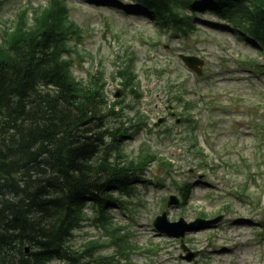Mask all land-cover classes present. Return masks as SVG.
<instances>
[{
    "label": "rangeland",
    "instance_id": "rangeland-1",
    "mask_svg": "<svg viewBox=\"0 0 264 264\" xmlns=\"http://www.w3.org/2000/svg\"><path fill=\"white\" fill-rule=\"evenodd\" d=\"M116 1L108 5L104 0H65L68 21L78 33L72 36L67 56L70 72L83 84L96 75L94 80L106 81L109 103L116 99L145 113V128L125 138L122 148L128 158L137 159L145 151L156 157L132 197L124 201V209L109 207L112 218L101 228L86 220L74 231L72 251L93 254L91 260L82 259L86 264H264V188L253 182L243 184L247 167L255 170L254 155L262 161L264 176L260 152L262 148L264 157V131L253 126L258 109L264 108V70L255 73L244 68L245 63L255 68H260L258 62L264 65L261 48L256 41H245L240 29L209 12L201 0L196 2L202 5L200 11L189 15L192 28L184 33L175 30L173 35L157 31L148 16L126 10L130 0ZM246 2L235 3L240 17ZM49 3L0 0V44L4 45L18 19L17 26L24 21L26 27H37L46 9H33H44ZM22 13L27 14L22 17ZM180 54L200 57L202 75L189 70ZM121 66L130 69L131 90L120 84L117 68ZM131 93H138L140 101L134 96L135 104L130 102ZM254 141H259V147ZM179 187L186 201L168 205L170 195H180ZM256 202L259 207L254 209ZM162 212L168 221L181 218L186 223L222 218L185 234L187 249L198 251L188 261L180 239L153 228V220ZM119 224L122 230L116 229ZM92 239L99 244L87 248ZM118 240L126 244V251L116 245Z\"/></svg>",
    "mask_w": 264,
    "mask_h": 264
},
{
    "label": "trees",
    "instance_id": "trees-1",
    "mask_svg": "<svg viewBox=\"0 0 264 264\" xmlns=\"http://www.w3.org/2000/svg\"><path fill=\"white\" fill-rule=\"evenodd\" d=\"M133 1L155 9L164 24L191 26L188 0ZM242 1L219 6L230 11ZM251 1L253 31L264 37V0ZM73 34L65 2L52 0L37 27L23 21L0 45V264L82 259L70 238L86 205L102 214L124 209L122 198L152 158L137 161L122 148L144 115L123 105L116 111L117 102L108 107L100 79L83 84L71 75L65 56Z\"/></svg>",
    "mask_w": 264,
    "mask_h": 264
},
{
    "label": "water",
    "instance_id": "water-1",
    "mask_svg": "<svg viewBox=\"0 0 264 264\" xmlns=\"http://www.w3.org/2000/svg\"><path fill=\"white\" fill-rule=\"evenodd\" d=\"M180 58L196 74L199 75L201 73V65H202V61L201 60H199L198 58L193 57V56H183V55H180ZM160 222H165V216L164 215H162V217H159L155 221L156 226L159 227L160 229H163L164 230L165 228L160 225ZM166 224H168V223L166 222Z\"/></svg>",
    "mask_w": 264,
    "mask_h": 264
}]
</instances>
